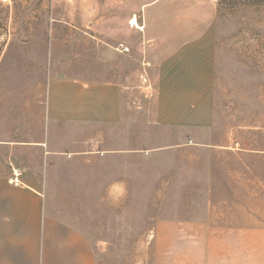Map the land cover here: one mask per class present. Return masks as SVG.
Listing matches in <instances>:
<instances>
[{
    "label": "rangeland",
    "instance_id": "obj_1",
    "mask_svg": "<svg viewBox=\"0 0 264 264\" xmlns=\"http://www.w3.org/2000/svg\"><path fill=\"white\" fill-rule=\"evenodd\" d=\"M130 9L0 0V173H37L46 210L93 243L98 264H167L157 224L186 221L188 236L201 222L264 226V0H218L208 128L154 122L142 67L114 49ZM120 77L118 120L47 117L49 83Z\"/></svg>",
    "mask_w": 264,
    "mask_h": 264
},
{
    "label": "crops",
    "instance_id": "obj_2",
    "mask_svg": "<svg viewBox=\"0 0 264 264\" xmlns=\"http://www.w3.org/2000/svg\"><path fill=\"white\" fill-rule=\"evenodd\" d=\"M109 3L131 6L133 15L120 19L119 38L142 67L146 87H151L154 122L208 128L213 117L218 0ZM132 17L138 28L129 26ZM124 86L121 77L103 85L55 80L48 85L47 117L116 121L126 97ZM20 167L21 184L9 181L12 173H0V264H98L93 243L46 210L40 176L28 166ZM164 225L165 233L159 231ZM154 235L158 263L166 240L167 264H264V226L210 227L201 222L199 234L188 236V222L168 221L157 224Z\"/></svg>",
    "mask_w": 264,
    "mask_h": 264
},
{
    "label": "built area",
    "instance_id": "obj_3",
    "mask_svg": "<svg viewBox=\"0 0 264 264\" xmlns=\"http://www.w3.org/2000/svg\"><path fill=\"white\" fill-rule=\"evenodd\" d=\"M129 26H134L137 27L136 24H132L131 20L128 21ZM138 28V27H137ZM116 51H118L119 53H128L130 51L129 46L123 44V43H119L118 46H116L115 48ZM12 178L9 180L10 182L14 183V184H21V181L19 180V175L21 174V167L20 166H13L12 167Z\"/></svg>",
    "mask_w": 264,
    "mask_h": 264
},
{
    "label": "bare ground",
    "instance_id": "obj_4",
    "mask_svg": "<svg viewBox=\"0 0 264 264\" xmlns=\"http://www.w3.org/2000/svg\"><path fill=\"white\" fill-rule=\"evenodd\" d=\"M133 21H135L134 19H133ZM131 22H132V20H131ZM132 24L134 25V24H136V22L134 23V22H132Z\"/></svg>",
    "mask_w": 264,
    "mask_h": 264
}]
</instances>
